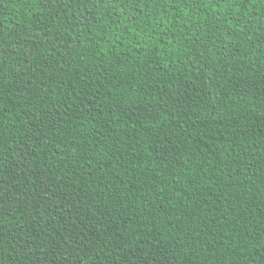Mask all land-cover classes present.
Here are the masks:
<instances>
[{"label": "trees", "instance_id": "1", "mask_svg": "<svg viewBox=\"0 0 264 264\" xmlns=\"http://www.w3.org/2000/svg\"><path fill=\"white\" fill-rule=\"evenodd\" d=\"M0 264H264V0H0Z\"/></svg>", "mask_w": 264, "mask_h": 264}]
</instances>
